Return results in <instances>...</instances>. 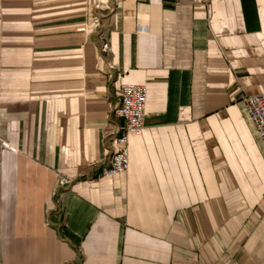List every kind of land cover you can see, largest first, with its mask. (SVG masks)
<instances>
[{
    "label": "crops",
    "instance_id": "1",
    "mask_svg": "<svg viewBox=\"0 0 264 264\" xmlns=\"http://www.w3.org/2000/svg\"><path fill=\"white\" fill-rule=\"evenodd\" d=\"M102 2L103 55L84 30ZM126 82L148 87L146 128L127 173L93 177ZM242 91L264 93V0H0V264H65L75 242L81 264H264Z\"/></svg>",
    "mask_w": 264,
    "mask_h": 264
},
{
    "label": "built area",
    "instance_id": "2",
    "mask_svg": "<svg viewBox=\"0 0 264 264\" xmlns=\"http://www.w3.org/2000/svg\"><path fill=\"white\" fill-rule=\"evenodd\" d=\"M179 4L182 0H174ZM205 7H210L212 0H200ZM111 6L107 2H102L94 10V25L90 28H85L88 35H96L97 42L100 45L101 54L108 53L110 46L107 35L104 32L102 19L105 17V12L110 10ZM111 71L115 66L109 64ZM241 99L245 103L248 114L253 120L259 136L264 143V93L248 94L245 91L241 93ZM148 103V87L145 84H137L126 82L120 87V96L118 105L116 107V114L122 119V123L115 125L111 135L109 144L110 157L107 162L102 163L98 168L96 167L93 177L107 178L115 177L125 174L130 168L129 158V136L131 134L141 135L146 128V111ZM3 147L13 148L7 141L1 143ZM95 167V163H92ZM72 183V179L68 177H60L57 187L53 192V196L58 198L61 193L68 190ZM62 210L55 209L48 213L47 224L57 226L59 229L63 228L60 221L53 220V215L60 216ZM61 238L68 240L69 237L63 233ZM75 247L78 249L77 258L66 261L65 264H81L83 261V252L79 244L75 242Z\"/></svg>",
    "mask_w": 264,
    "mask_h": 264
}]
</instances>
